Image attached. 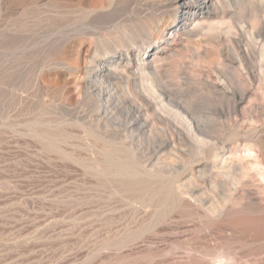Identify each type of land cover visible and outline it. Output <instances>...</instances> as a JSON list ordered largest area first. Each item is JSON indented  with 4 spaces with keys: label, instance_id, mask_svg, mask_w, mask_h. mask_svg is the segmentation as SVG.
Here are the masks:
<instances>
[{
    "label": "rangeland",
    "instance_id": "obj_1",
    "mask_svg": "<svg viewBox=\"0 0 264 264\" xmlns=\"http://www.w3.org/2000/svg\"><path fill=\"white\" fill-rule=\"evenodd\" d=\"M166 3L0 0V264H264V0Z\"/></svg>",
    "mask_w": 264,
    "mask_h": 264
},
{
    "label": "bare ground",
    "instance_id": "obj_2",
    "mask_svg": "<svg viewBox=\"0 0 264 264\" xmlns=\"http://www.w3.org/2000/svg\"><path fill=\"white\" fill-rule=\"evenodd\" d=\"M219 3H221V0H167L166 6H169V7L171 6L176 11L177 14L182 13L185 17L184 18L185 22H187V21L198 22V20H204L205 18H209V17H212L213 15H216L217 9L220 8V7L217 8V5H219ZM166 6H165V4L162 6L158 5V8L159 7L167 8ZM161 8H160V10H161ZM145 69H146V67L144 64V66H142V70H145ZM112 70L108 69V67H106V66L100 67V65H99V66H97V68L94 70V72H92L91 76L89 77L87 83L90 86V88L93 89V93L96 96H98L97 99L98 98L104 99L105 97L111 96V94L113 92L118 91V89L116 88V85H117V83L121 77L119 78V77L115 76V74H113ZM117 102H118V100H117ZM131 110H133V113L136 115V116H134V119H133V124L136 125L141 121V114H140L141 112L137 108H135V109L133 108ZM140 191L142 192V190H140Z\"/></svg>",
    "mask_w": 264,
    "mask_h": 264
}]
</instances>
